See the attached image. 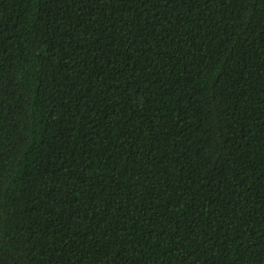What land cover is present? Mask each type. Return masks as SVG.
Masks as SVG:
<instances>
[{
    "label": "trees",
    "instance_id": "trees-1",
    "mask_svg": "<svg viewBox=\"0 0 264 264\" xmlns=\"http://www.w3.org/2000/svg\"><path fill=\"white\" fill-rule=\"evenodd\" d=\"M0 264H264V0H0Z\"/></svg>",
    "mask_w": 264,
    "mask_h": 264
}]
</instances>
